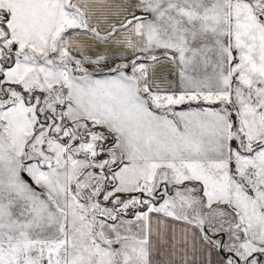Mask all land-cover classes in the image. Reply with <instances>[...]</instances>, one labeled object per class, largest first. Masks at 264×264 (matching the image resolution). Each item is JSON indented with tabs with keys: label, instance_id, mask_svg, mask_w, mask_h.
<instances>
[{
	"label": "snow or ice",
	"instance_id": "1",
	"mask_svg": "<svg viewBox=\"0 0 264 264\" xmlns=\"http://www.w3.org/2000/svg\"><path fill=\"white\" fill-rule=\"evenodd\" d=\"M0 264H264V0H0Z\"/></svg>",
	"mask_w": 264,
	"mask_h": 264
}]
</instances>
